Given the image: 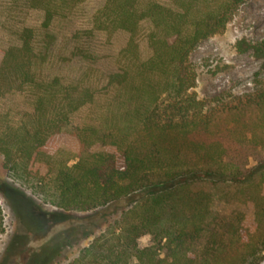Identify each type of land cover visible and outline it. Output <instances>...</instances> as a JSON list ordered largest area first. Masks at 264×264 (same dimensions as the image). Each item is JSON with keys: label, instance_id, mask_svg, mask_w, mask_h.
<instances>
[{"label": "trees", "instance_id": "1", "mask_svg": "<svg viewBox=\"0 0 264 264\" xmlns=\"http://www.w3.org/2000/svg\"><path fill=\"white\" fill-rule=\"evenodd\" d=\"M244 1L101 0L83 11V23L60 52L64 60L92 61L90 43L97 30L130 34L119 71L105 83L106 92L114 89L108 113L75 128L78 147L72 151L69 116L93 102L100 89L44 71L54 41L46 29L86 0H6L14 16L42 10L44 30L24 26L13 43L0 47V96L22 91L32 108L0 126L6 175L23 192L64 210L125 204L115 226L95 236L72 264H256L264 225L255 211L224 223L212 217L208 191L192 188L261 179L264 194V134H244L238 143L219 147L226 135L216 130L213 114L200 112L189 91L195 79L189 52L222 29ZM140 38L150 49L146 59L140 58ZM237 48L264 58V37L239 40ZM249 100L264 127V90ZM144 234L150 241L139 246Z\"/></svg>", "mask_w": 264, "mask_h": 264}, {"label": "rangeland", "instance_id": "2", "mask_svg": "<svg viewBox=\"0 0 264 264\" xmlns=\"http://www.w3.org/2000/svg\"><path fill=\"white\" fill-rule=\"evenodd\" d=\"M157 1L163 5L171 3V0ZM100 3L101 0H86L71 16L58 15L46 29L54 35V41L44 71L65 80H87L100 89L93 102L69 116L67 141L72 151H77L78 147L75 128L108 113L114 89L109 88L106 92L105 83L109 74L119 71L120 51L130 34L125 29H116L112 33L97 30L90 43L95 56L92 61L61 58L66 38L83 23L84 13ZM6 7V0H0V47L13 43L17 31L24 26H31L36 32L43 30L42 10L29 9L14 16ZM263 37L264 0H245L222 29L201 39L189 52L188 63L195 77L189 91L200 105V112L213 114L215 129L226 135L219 139V147L238 143L244 134L252 136L256 133L260 137L264 134L257 110L249 100L253 94L264 90V58L255 57L250 49L239 51L237 48L239 40L255 42ZM139 54L141 59L150 54L144 38L139 39ZM31 110L22 91L6 92L0 96V126L13 123L22 112ZM192 188L208 191L212 217H221L227 223L233 222L241 213L251 215L255 211L256 221L264 225L261 179L228 186L199 183ZM124 205L76 211L44 203L23 192L6 175L0 154V206L4 219V231L0 234V264H72L95 236L103 229L115 226ZM149 241L150 236L144 234L138 238V245L145 246ZM257 259L256 264H264V248L258 251ZM132 264L136 262L132 261Z\"/></svg>", "mask_w": 264, "mask_h": 264}]
</instances>
